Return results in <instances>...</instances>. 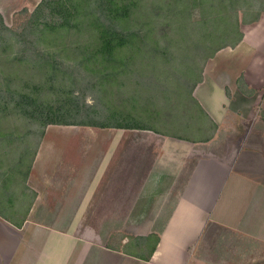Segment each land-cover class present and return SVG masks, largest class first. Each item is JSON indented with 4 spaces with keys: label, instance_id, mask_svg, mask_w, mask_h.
I'll list each match as a JSON object with an SVG mask.
<instances>
[{
    "label": "crops",
    "instance_id": "0c3cea01",
    "mask_svg": "<svg viewBox=\"0 0 264 264\" xmlns=\"http://www.w3.org/2000/svg\"><path fill=\"white\" fill-rule=\"evenodd\" d=\"M36 1L0 0V16ZM241 34L192 90L206 122L48 125L29 207L0 217V264H264V14Z\"/></svg>",
    "mask_w": 264,
    "mask_h": 264
},
{
    "label": "rangeland",
    "instance_id": "374dc122",
    "mask_svg": "<svg viewBox=\"0 0 264 264\" xmlns=\"http://www.w3.org/2000/svg\"><path fill=\"white\" fill-rule=\"evenodd\" d=\"M60 1L44 0L35 11L20 10L8 18L7 23L3 19L0 22V95L3 96L0 100V203L11 208L12 202L13 209L6 214L15 220L25 214L31 203V192L21 186L41 139L45 119L71 123L91 121L111 127L104 130H156L162 125L161 129H166L164 126L169 122L200 124L207 121L189 99L190 87L198 78V72L189 70L188 62L174 56L182 34L171 26L154 24L146 33L150 39L146 46L140 42L127 45L121 54L124 66L116 64L113 72L96 75L76 67L65 71L66 76L77 80V84L63 86L45 82L44 77L27 67L30 61L53 58L64 62L71 61L75 55V44H68L71 52L59 53L61 46L58 43L36 41L31 34L59 20L57 3ZM219 1L196 0V7L192 4V8H188L187 15L193 23L188 34L192 33L194 40L216 28V24L204 23V20L222 13L225 23L219 25L216 37L220 40L216 45H233L238 33L264 14V0H226L222 5ZM27 3L25 6L30 7V2ZM211 3L214 4L212 8ZM164 17L157 22L163 21ZM84 37L85 44H92L89 34ZM157 47L173 53V58L149 57L147 52ZM122 68L124 71L119 72ZM78 77L81 78L76 79ZM20 89L22 93L38 96L36 105L49 106L52 112L44 117H30L14 110V103L21 100L18 95L22 94ZM77 127L82 128V135L95 133L93 130L96 128L85 130L86 126ZM19 160L20 167L17 166ZM153 242V239L146 242L147 252ZM132 248L137 252L136 242L132 243Z\"/></svg>",
    "mask_w": 264,
    "mask_h": 264
},
{
    "label": "trees",
    "instance_id": "16d2710c",
    "mask_svg": "<svg viewBox=\"0 0 264 264\" xmlns=\"http://www.w3.org/2000/svg\"><path fill=\"white\" fill-rule=\"evenodd\" d=\"M43 1L41 0L33 11L38 9ZM224 1L226 0H220L219 5L224 4ZM229 1L233 2V0ZM192 4L196 7V0H61L57 3L59 20L50 26L34 30L31 34H33L36 41L38 39L41 41L47 40L53 44L58 43V46H61L59 53L71 52L69 51L68 44H75L73 50L75 55L70 59L71 61L68 59L64 62L55 61L53 58L42 60L37 55L40 60L30 61L27 67L36 71L39 76L44 77L47 83H56L63 86L74 85L77 84V80L66 76L67 73L65 70L77 67L84 69L86 72L95 73L96 75L113 72L115 71L116 64L120 63L122 65H120L121 67L124 66L125 62L121 54L127 45L134 43L136 45L140 42L143 47L146 46L147 41L150 40L146 37V33L154 24L171 26L177 31L179 30L182 34V37L178 39L174 56L180 57L188 62L189 70H196L198 72V78L190 87L189 99L197 107L198 111L202 113L201 108L192 98V90L200 80L203 65L218 50L227 46H234L241 39L242 34L241 32L238 33V39L233 45H216L220 40V37H216L219 32V25L225 23V18L222 13H216L210 19L204 20V23L211 22L216 24V28L210 33L202 34L198 39L194 40L191 37L192 33L190 35L188 34L189 29H192L193 23L190 22L187 12L189 7L192 8ZM212 7H214L213 3H211L210 8ZM163 17L165 18L163 21L157 22V20ZM0 22H3L1 16ZM133 29L136 31H133ZM126 32H129V34ZM85 34H89L88 38H90L92 44H85ZM214 44L216 46L212 47ZM147 53L149 57L171 56L173 58V53L170 54L165 49L161 51L158 47L151 48L150 52ZM21 63L19 62V64ZM93 65L95 68H93ZM123 71L124 68L119 72ZM80 78L78 77L76 79ZM20 91L21 93L23 92L21 89ZM14 93L17 94V91ZM18 95L21 100L15 102L13 108L19 111L20 114L30 117L33 115L44 117L48 112H52V108L49 106L43 107L36 105L39 100L38 96L33 97L31 93ZM1 98H3L2 95H0V100ZM48 125L86 126L100 129L111 128L109 126L95 124L91 121L71 123L45 119L41 138L44 134V129ZM17 166H21V160H19ZM30 168L31 164L27 168L21 186L25 191H29L26 186V177ZM10 204L11 208L9 205L6 206L2 202L0 203V217L12 222L13 219L9 218L8 214H6L13 209L12 202Z\"/></svg>",
    "mask_w": 264,
    "mask_h": 264
}]
</instances>
